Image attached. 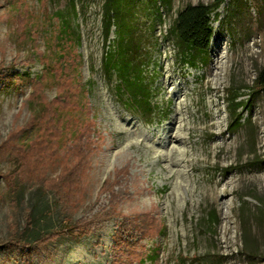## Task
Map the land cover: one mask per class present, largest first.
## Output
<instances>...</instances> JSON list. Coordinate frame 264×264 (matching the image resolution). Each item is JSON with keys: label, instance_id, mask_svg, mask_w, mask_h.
Masks as SVG:
<instances>
[{"label": "rangeland", "instance_id": "374dc122", "mask_svg": "<svg viewBox=\"0 0 264 264\" xmlns=\"http://www.w3.org/2000/svg\"><path fill=\"white\" fill-rule=\"evenodd\" d=\"M36 1L0 0V144L15 134L11 143H18L17 132L57 93L52 76L35 93L16 73L42 72L57 42L53 13L58 10L71 17L80 35L72 51L79 56L70 58L77 68L70 64L68 79L80 88L75 109L61 120L54 154L48 151L35 173L0 159V242H14L23 231L60 230L68 220L90 218L99 208L111 210L104 184L119 197L114 212L99 217L91 234L18 244L14 250L0 246V264H139L152 248L158 249L153 264H264V88L254 85L264 68V0H225L215 10L209 56L197 69L178 64L176 47L165 36L183 7L214 0H173L171 12L161 18L153 0H137L146 48L141 60L146 72L155 71L158 110L147 119L124 107L116 96V78L103 70L104 0ZM34 54L38 61L29 68ZM228 90L239 92L248 105L239 109L242 125L233 133ZM78 142L84 161L72 207L31 181L54 177L77 161L71 147ZM19 182L15 203L9 184ZM210 212L218 218L215 228L206 221ZM146 214L165 231L143 229L138 221ZM123 219L131 231L115 242Z\"/></svg>", "mask_w": 264, "mask_h": 264}, {"label": "trees", "instance_id": "16d2710c", "mask_svg": "<svg viewBox=\"0 0 264 264\" xmlns=\"http://www.w3.org/2000/svg\"><path fill=\"white\" fill-rule=\"evenodd\" d=\"M225 0H214L212 5L188 4L178 11L175 20L170 26L166 34V41L171 42L176 47L175 57L178 64L191 69H197L198 65L206 64L209 56L210 42L213 37L212 16L215 10ZM39 3V0L36 1ZM173 0H153V6L157 15L161 18L164 14L170 13L172 10ZM137 0H104L102 5V25L104 28V40L107 44V50L103 58V70L107 76L115 77L116 96L127 110L139 113L143 118L147 119L155 113L158 108L153 101L154 85L152 75L146 72V66L141 60L142 55L146 52L143 43L144 34L139 32ZM71 14L75 12V6L71 7ZM54 18L59 23L57 41L54 45V51L50 54V60L47 64L43 62L44 68L40 74L32 76L34 73L30 69L24 72H17L19 81L26 80L35 93L41 92L38 87L44 86L47 76H52L53 82L57 88V93L52 101L40 104L34 112L32 118L25 127L17 132L20 141L14 144L12 135L7 141L0 144V159L7 157L15 168L20 171L27 169L29 174L36 172L35 167L45 157L48 151L55 152L54 144L56 139L62 136V129L65 121H61L68 109L76 107V88L80 86L77 82L75 85L68 83L70 64L77 65L74 57L79 54L72 53L74 47H78L80 43V35L72 26L70 16H66L63 10L53 13ZM51 16V20L54 19ZM22 28L21 22L18 27ZM111 33L114 34L113 40L110 39ZM31 36V34L29 35ZM36 38H30L35 41ZM35 55V56H34ZM35 58L30 60L38 61L37 54ZM41 55V53H39ZM42 59L44 57L40 56ZM77 68V66H76ZM75 68L76 73L78 70ZM60 69V70H59ZM254 85L258 88H264V68L261 69L254 81ZM239 92L227 93V101L229 105V115L232 118L228 125V131L233 133L242 125V115L240 110L248 107L240 99ZM31 105L33 103L30 102ZM87 126L85 127V129ZM82 145V144H81ZM80 142L72 145L71 149L77 151L78 159L72 164L65 165L60 173L54 177L42 175L40 178L31 182L37 184V188L44 192L55 193L58 199L62 200L68 206L75 207L77 202L73 201L76 189L81 181L79 171L82 169V151L80 150ZM84 146V143H83ZM75 151V152H76ZM14 176L18 179L17 171L14 169ZM13 176L14 179H16ZM12 178V177H10ZM21 181V179H18ZM19 184L10 185V193L12 202L19 200ZM108 184L103 185V190L110 195V208L98 209L90 218L82 220H68L60 230L39 234L36 231H29L26 234L23 231L16 241L2 243L0 246L10 247L12 250L19 244L20 246L40 245L59 239L62 236L83 237L91 234L97 224V219L101 216L114 212L115 203L118 194L108 189ZM18 187V188H16ZM263 205V204H262ZM32 218V217H31ZM32 221V219H30ZM29 221V223H31ZM206 221L211 228L218 225V218L214 212L207 215ZM137 223V221H135ZM143 225V229H159V233L165 231V226L161 225L151 214H146L138 221ZM117 231L115 232L114 241L118 238L129 235L131 231L129 220L126 219L117 223ZM18 242V243H17ZM124 247V246H123ZM14 248V249H13ZM122 248V247H120ZM113 249H116L115 247ZM158 249L152 248L139 264H153L157 260Z\"/></svg>", "mask_w": 264, "mask_h": 264}]
</instances>
